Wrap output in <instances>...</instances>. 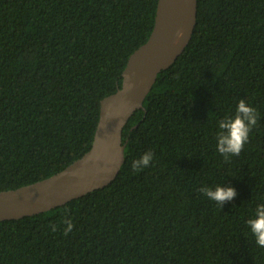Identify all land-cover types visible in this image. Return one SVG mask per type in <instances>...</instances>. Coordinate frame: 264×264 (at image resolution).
<instances>
[{
    "label": "trees",
    "instance_id": "trees-1",
    "mask_svg": "<svg viewBox=\"0 0 264 264\" xmlns=\"http://www.w3.org/2000/svg\"><path fill=\"white\" fill-rule=\"evenodd\" d=\"M158 1L0 0V190L49 177L92 147L101 101L122 86ZM240 99L258 123L226 160L218 124ZM123 141L108 185L0 220V264H264L246 223L264 203V0H198L190 42ZM146 152L150 165L134 171ZM218 185L237 193L222 208L200 192Z\"/></svg>",
    "mask_w": 264,
    "mask_h": 264
},
{
    "label": "water",
    "instance_id": "water-1",
    "mask_svg": "<svg viewBox=\"0 0 264 264\" xmlns=\"http://www.w3.org/2000/svg\"><path fill=\"white\" fill-rule=\"evenodd\" d=\"M197 16L198 0L158 1L154 28L148 40L131 53L123 71L122 86L101 101L92 147L49 177L0 190V220L50 210L104 187L116 178L125 161L123 129L130 117L144 107L159 72L185 50ZM178 31L184 33L179 40Z\"/></svg>",
    "mask_w": 264,
    "mask_h": 264
},
{
    "label": "clouds",
    "instance_id": "clouds-1",
    "mask_svg": "<svg viewBox=\"0 0 264 264\" xmlns=\"http://www.w3.org/2000/svg\"><path fill=\"white\" fill-rule=\"evenodd\" d=\"M184 35L183 31L177 32V39L179 40ZM131 88V85H128ZM257 110L246 103L244 99H240L236 107V112L233 117H227L219 121V131L216 134L217 151L227 160L231 156H239L244 146L249 142V135L253 127L258 123ZM153 160V154L146 152L143 156L133 161L132 168L134 171H140L150 165ZM200 192L206 196L210 201L222 206L233 200L237 195L233 187H224L221 185L216 186L214 189L211 187H201ZM68 226L65 229V235L71 231L73 225L70 221L67 222ZM247 226L251 234L255 237L257 246L264 248V203L258 204L255 208L253 218L247 220ZM55 227L53 231H55Z\"/></svg>",
    "mask_w": 264,
    "mask_h": 264
}]
</instances>
